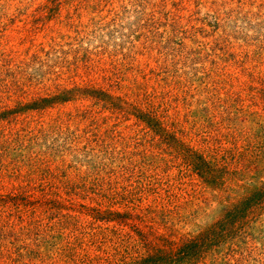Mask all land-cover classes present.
<instances>
[{
	"label": "rangeland",
	"instance_id": "rangeland-1",
	"mask_svg": "<svg viewBox=\"0 0 264 264\" xmlns=\"http://www.w3.org/2000/svg\"><path fill=\"white\" fill-rule=\"evenodd\" d=\"M263 189L264 0H0V264H264Z\"/></svg>",
	"mask_w": 264,
	"mask_h": 264
},
{
	"label": "trees",
	"instance_id": "trees-1",
	"mask_svg": "<svg viewBox=\"0 0 264 264\" xmlns=\"http://www.w3.org/2000/svg\"><path fill=\"white\" fill-rule=\"evenodd\" d=\"M264 195V189L263 190H260V193H256L254 196L251 197V199H255V200H258L260 201L259 198H261L262 196ZM257 197V198H256ZM249 200V199H248ZM248 200H245L244 202H241V204H238L236 205L232 210H230L228 212V215L229 216H232L234 214L238 215L239 213L243 212V209L244 208H247L248 205L252 204L250 202H248ZM252 202V201H251ZM250 203V204H249Z\"/></svg>",
	"mask_w": 264,
	"mask_h": 264
}]
</instances>
